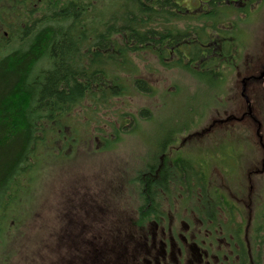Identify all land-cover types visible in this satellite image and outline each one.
Instances as JSON below:
<instances>
[{
    "label": "trees",
    "instance_id": "1",
    "mask_svg": "<svg viewBox=\"0 0 264 264\" xmlns=\"http://www.w3.org/2000/svg\"><path fill=\"white\" fill-rule=\"evenodd\" d=\"M183 1L0 0V237L18 221L41 149L49 154L44 147L54 144L60 154L62 144L80 139L73 117L84 103L90 105L86 118L98 123L99 108H110L115 98L154 94L133 56L181 70L207 86L213 102L222 96L224 70L236 67L247 44L240 26L260 0H189L197 1L196 14ZM127 115L101 138L104 149H114L123 135L138 136L154 116L148 108ZM189 128H177L176 135ZM172 142L136 173L137 226L156 210L157 187L172 181L192 194L199 185L196 160L169 154ZM160 155L166 156L162 168Z\"/></svg>",
    "mask_w": 264,
    "mask_h": 264
},
{
    "label": "rangeland",
    "instance_id": "2",
    "mask_svg": "<svg viewBox=\"0 0 264 264\" xmlns=\"http://www.w3.org/2000/svg\"><path fill=\"white\" fill-rule=\"evenodd\" d=\"M182 4L193 8L192 13L196 14L197 1L186 0ZM258 5L257 12L240 26L247 44L241 49L236 67L224 70L222 96L214 98L215 102L207 86L181 70L158 66L149 55L144 58H136L139 56L135 55L134 61L143 73L141 77L155 89L154 94L147 96L138 92L115 98L110 108H99L96 114L98 123L86 118L90 107L87 103L75 112L73 121L76 124L73 126L81 134L80 139L62 144L60 154L54 152V144L47 143L44 147L49 154L45 155L41 149L35 180L19 206L18 221H8L10 224L0 237V264H137V260H130L129 248L134 241H130L129 235L154 229L152 225H147L146 229H139L143 225H135L136 209L141 204L137 195L141 191L137 187L136 173L138 176L139 170L145 168V162L150 161L159 151L158 147L169 140L174 139L172 146L176 150L172 152L175 156L194 158L202 164L205 162L203 166L208 183L216 186L227 184L220 166L217 164L214 168L210 158L220 149L216 142L193 138L182 140L188 134L211 125L218 118L216 113L221 118L232 108L226 97L231 92H240V80L246 75V65H249L246 59L259 54L264 42V0L258 1ZM141 108H148L154 114L151 124H144V128L137 131L138 136L123 135V142L114 149H104L99 141L107 138L112 125L118 127V118L125 115L121 119L128 121L127 114L136 116ZM193 110L196 112L194 115L191 114ZM257 116L262 120L260 135L264 137V112ZM188 124L190 128L187 131L176 135L177 128ZM217 129L213 127L210 135L219 141L223 130L217 132ZM252 130L253 135L247 137L256 139L254 126ZM57 146L59 148L60 144ZM252 153L248 152L254 157ZM158 159L160 161V156ZM252 159L255 158H249V161ZM239 164L242 172L235 178L236 185L243 183L246 161L240 160ZM178 195L171 193L168 201ZM260 195L257 193L256 201H260ZM165 211L173 215L177 213L175 208ZM190 211L183 213V224L178 223L181 233H185L187 227L193 229L192 223L187 222L191 219L187 216ZM257 222L260 220L254 221ZM262 229L264 235V221ZM261 260L264 264V251Z\"/></svg>",
    "mask_w": 264,
    "mask_h": 264
},
{
    "label": "flooded vegetation",
    "instance_id": "3",
    "mask_svg": "<svg viewBox=\"0 0 264 264\" xmlns=\"http://www.w3.org/2000/svg\"><path fill=\"white\" fill-rule=\"evenodd\" d=\"M246 60L249 65H246V75L240 80V92L238 90V95L231 92L226 97L232 108L221 118L216 113L218 118L211 125L188 134L190 137L182 140L193 138L216 142L220 149L210 158L214 168L217 164L220 166L227 184L216 186L208 183L203 166L205 162L202 164L195 159L194 171L199 185L192 189V194L189 191L183 194V188L172 181L166 189L157 187L156 210L145 217L142 228H139L146 229L147 225H152L154 231L148 229L147 233L129 235L130 241H134L129 248L131 261L137 260V264H262L264 137L260 135L262 120L257 115L264 112V42L260 53ZM252 124L256 139L247 137L253 135ZM213 127L220 128L215 130L217 132L223 130L219 141L210 135ZM173 150L176 148L170 145L169 154ZM248 152H253L254 157ZM164 157L160 155V161L158 159L160 168L166 164ZM249 158L255 159L249 161ZM240 160L246 161V165L242 173L243 183L236 185L235 178L242 172ZM171 193L180 195L168 201ZM257 193L262 194L260 201H256ZM167 208H175L177 213H168L165 211ZM190 209L187 216L191 219L187 222L192 223L193 229L186 226L188 230L181 233L178 223L183 224V213ZM256 220L260 222L254 223ZM142 254L144 257L141 258Z\"/></svg>",
    "mask_w": 264,
    "mask_h": 264
}]
</instances>
